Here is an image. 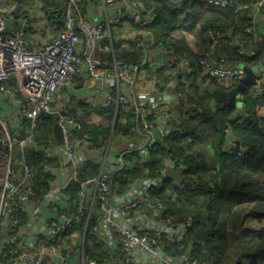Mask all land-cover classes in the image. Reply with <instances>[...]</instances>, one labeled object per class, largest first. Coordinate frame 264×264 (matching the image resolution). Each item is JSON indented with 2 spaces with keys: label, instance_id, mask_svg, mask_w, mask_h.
Wrapping results in <instances>:
<instances>
[{
  "label": "built area",
  "instance_id": "built-area-1",
  "mask_svg": "<svg viewBox=\"0 0 264 264\" xmlns=\"http://www.w3.org/2000/svg\"><path fill=\"white\" fill-rule=\"evenodd\" d=\"M35 1L0 0V103L8 105L4 111L0 110V264H48L51 255L58 256L59 264H71L73 256L78 255V252L83 264H101L98 259L87 257L84 249L75 247V236L66 234L83 220L86 222L85 231L89 229L91 235L106 244L112 257L114 248H119L124 257L120 264H202L190 256L189 250L178 256L170 255L166 251L167 243L180 247L193 225V218L189 216L180 219L171 216L165 204L151 200L152 191L165 187L169 178L166 168L174 167L167 166L154 177H147L145 182H133L135 184L130 185L127 191L117 194L112 188V177L118 166H124V159L123 156L108 157L107 151L98 162L101 167L99 174L84 179L80 178L79 172L85 163L92 159L77 162L73 176L68 180L62 178V173L57 175L54 167L45 166L43 172L53 175L46 192L51 202L59 197L63 187L71 190L77 186L76 199L69 198V204L73 206L70 208L68 204L62 203L50 207L44 221V233L39 236L29 235V229H32L35 223L33 217L29 218L28 223L19 224L17 210L28 216L27 213L32 210L34 202L43 198L38 199L31 186L33 169L23 165L14 155L16 145L21 149L32 145L36 118L40 113H59V123L64 133L63 145L53 148L50 153L46 150L47 156L50 157L58 151L64 153L65 161H75L76 147L82 141L88 142L95 150L103 149L95 146L100 142H93L91 137L84 140L75 139L70 133V128L76 125L73 117L63 115L54 108V98L67 82L83 74L85 70L94 78L102 75L114 79L116 88L112 86L106 89L103 100L96 107L105 109L111 105L125 104L126 111L135 116L132 134L140 131L146 136L142 151L147 155V147L152 148L175 130L172 126L174 119L167 111L175 105V91L182 81L176 77L170 83L164 84L163 90L154 85L156 90L153 94L142 92L132 98L128 92L121 89V85H131L137 81L134 76L140 75L138 67H132L127 62L115 58L106 64L98 55L102 48L112 49L111 27H117L122 19L148 23L154 18L152 11L144 15V10L137 8L134 12L122 13L113 19L97 23L79 14L80 0H67V7L59 13L63 23L59 33L43 44L29 46V30L21 26L26 24L27 20L21 19V22L16 23L15 14L20 10L36 9ZM102 1L107 5H114L122 0ZM244 1L208 0V3L219 8H242L245 7V4H242ZM250 15L253 24L248 26L245 32L251 35L256 32L257 23L264 20V0L253 6ZM120 34L126 37L125 40L134 37L123 35L121 30ZM206 34L210 36L211 43L204 54L198 57L197 64L204 74L227 87H232L229 90L236 88L246 76L243 65H251L244 63L241 66H233L224 56H217V38L221 34L211 29L207 30ZM224 34L229 36L232 31L226 30ZM185 35L188 45L197 51L194 37L188 33ZM151 44V50L162 57L163 61L150 60L145 64V58L142 63L148 65L149 70H144H147L149 75H152L150 71L154 73L155 69L163 67L167 71H193L189 57L177 55L170 45L162 42L151 39ZM128 45L125 41L121 48ZM252 69L256 84L250 89L254 93H262L264 69L258 65ZM11 83H16L17 88H9ZM152 113H156L158 117L155 122L148 121ZM161 113H166V118L160 117ZM262 113L264 116V112ZM21 131H24L23 136L20 135ZM225 132L224 151L240 155L242 150L239 140L233 135L231 128L225 129ZM113 162H117V165ZM185 168L180 165L174 169L183 172ZM183 181L181 184L184 185ZM90 193H93L90 204H84ZM112 261L104 264H118L114 258Z\"/></svg>",
  "mask_w": 264,
  "mask_h": 264
},
{
  "label": "trees",
  "instance_id": "trees-1",
  "mask_svg": "<svg viewBox=\"0 0 264 264\" xmlns=\"http://www.w3.org/2000/svg\"><path fill=\"white\" fill-rule=\"evenodd\" d=\"M44 0L49 18L57 26L63 27L59 13L67 7V0ZM143 14L153 12L154 18L148 22L122 19L115 28L112 49H101L98 53L106 64L113 58L125 61L132 67H138L139 73L148 69L143 65L145 48L152 49L151 39L170 45L174 52L191 59L193 71L185 73L165 68L155 69V86L164 89L176 77L182 81L176 88L177 99L167 113L174 119V131L161 139L152 148L147 147L146 157L134 150L123 155L124 166L114 172L112 188L115 193H124L130 184L142 178L154 177L171 165L174 168L184 165L183 184L173 178L166 180L165 187L152 191L151 200L160 201L169 209V214L184 219L191 216L193 225L185 239L176 244L167 243L166 251L178 256L190 251V256L202 264H264V91L254 93L247 88L237 98L225 103H217L213 96L215 90H229L217 79L204 74L197 64L211 43L206 31L211 29L221 35L217 38V56H224L233 66L244 63L264 69V38L255 40L254 34L245 29L251 26V11L260 0H245V7L219 8L208 0H140ZM43 6L46 10L47 8ZM25 11L15 14V20L26 19ZM135 28L136 35L125 40L120 34L123 24ZM25 24V23H23ZM30 25V24H28ZM231 30L232 34H224ZM185 33L196 40L198 47L194 51L189 45ZM264 37V36H263ZM27 39L28 45L32 46ZM127 41L128 47L121 48ZM144 43V44H143ZM206 84V85H204ZM179 94V95H178ZM103 117L100 122H92L86 115L73 117L76 125L70 128L75 139L91 137L95 146L101 147L110 136H129L135 126V116L126 111L125 104L111 105L105 109L96 107ZM63 115V110L59 111ZM166 113L159 116L166 118ZM158 120L156 113L150 114L148 121ZM168 120V117H167ZM32 145L21 149L15 146L14 155L23 165L31 167V186L41 199L50 187L53 175L43 172L45 166H56L55 160L47 156L46 150L60 147L64 143V133L59 123V113H40L36 118ZM231 128L239 140L241 154H228L224 151L226 132ZM24 135V131L20 132ZM100 165L89 160L79 172L81 179L96 176ZM187 186H193L192 189ZM70 197L75 200L78 187H72ZM20 223L27 220L26 214L17 210ZM260 224L256 228L247 225L248 219ZM83 220L75 229H69L67 235L78 231L80 243L83 240L84 253L90 259H98L101 264L123 262L118 247L110 250L97 242L89 229L85 232ZM93 223V221H91ZM90 223V224H91ZM97 239V240H96ZM182 247V248H181Z\"/></svg>",
  "mask_w": 264,
  "mask_h": 264
},
{
  "label": "crops",
  "instance_id": "crops-1",
  "mask_svg": "<svg viewBox=\"0 0 264 264\" xmlns=\"http://www.w3.org/2000/svg\"><path fill=\"white\" fill-rule=\"evenodd\" d=\"M52 1V0H51ZM60 1L61 0H54ZM179 2H183V0H179ZM47 10L45 8H42L40 5L37 9L32 10H24L26 18H29L28 24H23L21 26H25L27 30H29L30 36L28 37L29 42L31 45H37L40 39L39 33L43 32V30H50L51 34L48 35V39L45 40L49 41L54 37L56 34L59 33L57 26L52 23V21L49 18V13H47L48 9H52V7H47ZM142 9V2L140 0H122L121 2L114 4V5H107L102 0H80L79 3V14L82 16H85L92 20L93 22H103L107 19H113L116 16H119L120 14H126L130 12H134L136 9ZM21 17L17 20V23L21 22ZM123 28L121 29V32L123 35L126 36H135L137 31L135 28L131 27L127 21L124 22ZM257 28H255V40H261L264 37V20L259 21L257 23ZM43 43V42H42ZM39 43V44H42ZM146 50L148 51L149 57L152 61H163V58L156 55L151 49L144 48V54L142 61L147 57L146 56ZM256 68V67H254ZM149 70V69H147ZM147 70H142L140 72V75L138 74L134 76V79L137 77V81L133 84H126L122 83L121 89L125 90L129 93V96L132 98L136 97V94H140L142 92H155V76L152 74L153 72L150 71V73L153 75H149ZM206 85V84H204ZM116 88L115 86V80L106 77V76H100L97 78L91 77L87 70L84 71L83 74L77 75L74 78H72L69 82H67L57 93V95L54 98L53 106L58 111L63 110L64 114L68 117H78L82 114H86L89 119H91L92 122H100L103 120V117L96 112V106L101 103V101L104 98V91L109 88ZM9 88L16 89L17 84L11 83L9 85ZM153 94V93H152ZM7 100V99H6ZM6 103V102H5ZM7 104H1L0 103V110L7 109ZM83 108L86 110V113L83 111ZM259 112H264V110H261ZM162 117V116H161ZM163 118V117H162ZM146 144V136L144 133H141L140 131H137L129 136H121V135H114L110 136L105 143H103L102 150L99 149L95 150L93 149L88 142L82 141L79 143V145L76 147V154H75V161H65L64 153H59L58 151H55L52 156L50 155V158L55 160L56 166H53L56 169V174L62 173V178L65 180H68L70 177L73 176V173L75 171V166L77 162L92 159V161H95L97 164L100 162V159L104 157L105 152L107 151L108 157H122L126 152L138 150L140 151V155L142 157H146V152H143V148ZM59 149V148H58ZM49 153L53 150V148L48 149ZM61 150V149H59ZM113 164L117 165V162H113ZM123 165L118 166L117 170L122 168ZM101 170V167H100ZM148 178H142L137 181L145 182ZM136 182V181H134ZM135 183H131L130 185H133ZM63 185V184H61ZM130 187V186H129ZM128 187V188H129ZM127 191V190H126ZM61 192L58 196V198H55L54 201L51 202L50 196H43V198L39 202H34V205L32 206V210L27 213V220L25 223H28L29 218L33 217L35 219L34 225H32V229H29V235L31 236H39L42 233H44V221L47 218L48 213L50 212L49 208L53 207L56 204H68L70 208H72L73 204H69V198H70V191L66 188H62ZM93 198V193H90L84 200V204H90L91 199ZM85 226V225H84ZM36 230V234H35ZM27 231V230H25ZM86 232V231H85ZM110 232V231H109ZM108 232V234H109ZM72 236H75V247H80L83 249V240L78 239L79 234L78 231L73 232L70 234ZM70 239V238H69ZM98 239V238H97ZM96 239V240H97ZM97 242H100L102 245L107 247L106 244H104L102 241L98 239ZM79 258V252L78 255L75 254L73 256V261L71 264H78ZM113 262V261H112ZM59 258L57 255H51L48 258V264H59ZM83 264L81 257H80V263ZM125 264H127L125 262Z\"/></svg>",
  "mask_w": 264,
  "mask_h": 264
},
{
  "label": "water",
  "instance_id": "water-1",
  "mask_svg": "<svg viewBox=\"0 0 264 264\" xmlns=\"http://www.w3.org/2000/svg\"><path fill=\"white\" fill-rule=\"evenodd\" d=\"M146 56L147 57H146L145 64L151 60V58L148 55L147 50H146ZM243 69L246 73V76L243 79V81L236 88H234L232 90H219L218 89V90L213 91V96H214L215 101L217 103H225L227 101L235 99L242 92H244L247 88H250L256 84L255 73H254L252 67L249 65H243ZM166 173L169 177L173 178L176 182L181 183L183 181V179H182L183 172L180 169H174L171 167H167ZM233 264H236V263H233Z\"/></svg>",
  "mask_w": 264,
  "mask_h": 264
},
{
  "label": "rangeland",
  "instance_id": "rangeland-1",
  "mask_svg": "<svg viewBox=\"0 0 264 264\" xmlns=\"http://www.w3.org/2000/svg\"><path fill=\"white\" fill-rule=\"evenodd\" d=\"M39 5H40L42 8H44V7H43V6L45 5L44 0H36V1L34 2V6H35L36 9L38 8ZM46 6H47V5H45V7H46ZM50 34H51V31H50V30H43V32L39 33L40 39H39L38 44H39V43H42V42L44 43V41L48 39V35H50ZM52 38H53V37H52ZM46 42H47V41H46ZM43 43H42V44H43ZM260 111H261V110H260ZM261 113H262V112H261ZM247 225L250 226V227H254V228H256V227L259 226L260 224L258 223L257 220L250 218V219H248V221H247ZM78 239H80V235H79ZM79 248H80V247H79ZM77 260H78V264H79V263H80V257H79Z\"/></svg>",
  "mask_w": 264,
  "mask_h": 264
}]
</instances>
